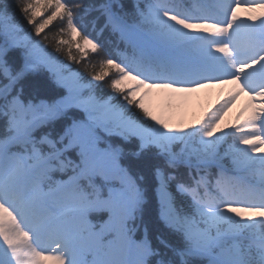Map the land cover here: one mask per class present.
<instances>
[{
	"label": "snow or ice",
	"instance_id": "snow-or-ice-1",
	"mask_svg": "<svg viewBox=\"0 0 264 264\" xmlns=\"http://www.w3.org/2000/svg\"><path fill=\"white\" fill-rule=\"evenodd\" d=\"M0 264H264V0H0Z\"/></svg>",
	"mask_w": 264,
	"mask_h": 264
},
{
	"label": "rangeland",
	"instance_id": "rangeland-1",
	"mask_svg": "<svg viewBox=\"0 0 264 264\" xmlns=\"http://www.w3.org/2000/svg\"><path fill=\"white\" fill-rule=\"evenodd\" d=\"M218 93H219L218 89L214 90V94L210 97L209 100H203L202 99L200 103H208V102L215 103ZM199 110H200V107H199V104L196 101H193V102L190 103V105H189V114H191L192 111L199 112ZM233 112H234V110H233Z\"/></svg>",
	"mask_w": 264,
	"mask_h": 264
},
{
	"label": "trees",
	"instance_id": "trees-1",
	"mask_svg": "<svg viewBox=\"0 0 264 264\" xmlns=\"http://www.w3.org/2000/svg\"><path fill=\"white\" fill-rule=\"evenodd\" d=\"M241 15H244V14L242 13ZM242 103H243V99L238 103L237 108L234 109L233 114L238 110V108L242 105Z\"/></svg>",
	"mask_w": 264,
	"mask_h": 264
}]
</instances>
